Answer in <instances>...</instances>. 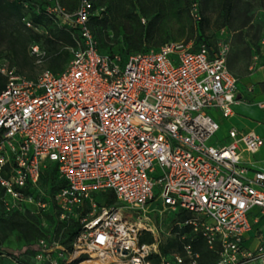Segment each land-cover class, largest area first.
I'll list each match as a JSON object with an SVG mask.
<instances>
[{
	"label": "built area",
	"instance_id": "2783aa9c",
	"mask_svg": "<svg viewBox=\"0 0 264 264\" xmlns=\"http://www.w3.org/2000/svg\"><path fill=\"white\" fill-rule=\"evenodd\" d=\"M197 8L193 14L200 19ZM47 12L78 27L82 41L59 74L45 69L30 80L13 68L0 69L7 78L0 94V187L7 199L32 202L23 190L38 187L46 165L57 166L66 182L54 196L61 219L85 211L68 263L94 253L104 264H155L156 258L159 264H184L186 258L196 264L199 254L190 244L184 255L160 252L171 232L156 217L184 210L191 217L176 226L218 247V264H264V242L255 249L245 245L251 210L264 214V172L246 177L240 151L242 145L258 152L264 137L233 128L228 145L210 144L220 129L210 112L230 118L242 102L227 65L229 42L217 38L214 53L205 45L192 51L193 42L169 43L123 60L99 53L87 25L89 0L73 14L57 1ZM30 55L41 64L46 54L32 45ZM257 106L264 114V101ZM99 194H111L114 204L101 206ZM144 234L153 242L140 243ZM37 251L44 261L65 249L42 239Z\"/></svg>",
	"mask_w": 264,
	"mask_h": 264
},
{
	"label": "trees",
	"instance_id": "16d2710c",
	"mask_svg": "<svg viewBox=\"0 0 264 264\" xmlns=\"http://www.w3.org/2000/svg\"><path fill=\"white\" fill-rule=\"evenodd\" d=\"M56 1L66 13L73 14L81 7L83 0H0V49L9 52L10 58L21 60L26 65L27 45L30 42L29 51L32 45H38L46 52L43 62L48 61L49 65H54L61 60L65 61V46L74 49L82 40L78 27L64 24L55 15L47 12V8ZM89 1L92 4V14L87 25L98 42L99 53L109 57L120 55L123 60L131 54L147 53L166 44L178 42H193L192 51L205 45L214 53L217 49L218 33L233 28L238 21L242 26L250 23L256 4L264 8V0ZM194 4H197L200 19L194 17ZM27 22L31 24L30 27H27ZM20 29L26 33L25 38ZM8 68L12 69L10 66ZM6 84L7 78L0 70V94ZM261 86L264 89V84ZM42 184L48 186L53 193V202L55 194L66 187V182L58 176L55 164L46 165L38 187L28 186L23 192L31 196ZM108 195L106 205H113L114 198L111 194ZM0 197V205H5L8 199L1 187ZM84 214L82 209L74 211L58 224L54 236L43 235L33 218L23 217L18 212L6 213L4 223L18 231L27 245L34 240L39 243L44 239L49 244L58 243L65 249V252L58 251L47 255L43 264H80L88 259V255H83L71 263H68V256L83 230L80 216L83 217ZM190 217L191 214L184 210L174 214L169 230L171 236L166 237L160 246L161 255L168 256L173 252L184 255L183 246L190 244L193 251L199 254L196 264H218V247L210 249L202 233H194L189 227L180 229L176 226L177 222H184ZM183 235H186L184 240ZM151 242L153 238L148 234L140 238V243ZM60 254H64V257H60ZM37 255L38 252L36 259ZM154 263L159 264L157 258ZM184 264L192 263L186 258Z\"/></svg>",
	"mask_w": 264,
	"mask_h": 264
},
{
	"label": "crops",
	"instance_id": "0c3cea01",
	"mask_svg": "<svg viewBox=\"0 0 264 264\" xmlns=\"http://www.w3.org/2000/svg\"><path fill=\"white\" fill-rule=\"evenodd\" d=\"M261 13H264V9H261ZM253 25V19L246 26H242L238 21L236 28H227L217 34L218 38L230 44L227 65L238 80V97L242 100L239 105L234 107V114L230 118H224L220 112L215 110L210 112V115L219 123L220 129L225 130V135L217 133L210 140V144L217 147H223L230 143L228 132L233 128L239 133L253 132L264 137V114L257 106L258 102L264 101V89L261 86L264 84V45H262L264 31L248 35V30ZM71 50L65 46V61L61 60L54 65H49L47 70L59 74L66 69L71 59ZM255 56L259 58L257 62L254 61ZM240 151L241 166L245 170L246 177L254 178L257 173L264 172V146L258 152L251 154L240 145ZM249 220L252 229L245 237V245L250 249H255L264 242V214L259 208H254L249 214Z\"/></svg>",
	"mask_w": 264,
	"mask_h": 264
},
{
	"label": "rangeland",
	"instance_id": "374dc122",
	"mask_svg": "<svg viewBox=\"0 0 264 264\" xmlns=\"http://www.w3.org/2000/svg\"><path fill=\"white\" fill-rule=\"evenodd\" d=\"M261 9L264 8L259 4L255 5L252 12L254 25L248 30V35H255L258 31H264V13H261ZM235 24L237 25L238 22ZM236 25L234 26L235 28L237 27ZM19 31L25 38L26 33L22 29ZM27 46L26 57L28 59V64L26 65L21 63V60L18 61L10 58L11 54L9 52L0 49V69L10 66L24 78L30 80L37 79L43 70L49 68V63L47 61L37 64L36 60L31 58L29 54L30 42ZM218 135H225V130L221 128ZM31 197L32 202L29 203L12 201L9 199L7 202L13 206L10 210L7 209L6 205H0V264H43V261L36 259L38 241L34 240L30 245H27L18 231L12 230L4 223L6 213L18 212L23 217L33 218V221L43 235L51 234V236H54L58 224L63 221L57 206L53 202V193L50 192L48 186L45 184L40 185ZM108 197L109 195L99 194L96 196V199L99 204L103 206L106 205ZM43 205H45V207H43ZM127 215L128 213H124L125 217ZM82 218L83 217L80 216V219ZM172 218V215H164L161 217V220L156 217L165 231L170 230ZM84 255H88V259L85 261H88L90 258L97 260L94 253H85ZM91 255H93V257H91Z\"/></svg>",
	"mask_w": 264,
	"mask_h": 264
},
{
	"label": "bare ground",
	"instance_id": "6f19581e",
	"mask_svg": "<svg viewBox=\"0 0 264 264\" xmlns=\"http://www.w3.org/2000/svg\"><path fill=\"white\" fill-rule=\"evenodd\" d=\"M80 264H104V263H102L101 260H90V261L81 262Z\"/></svg>",
	"mask_w": 264,
	"mask_h": 264
}]
</instances>
